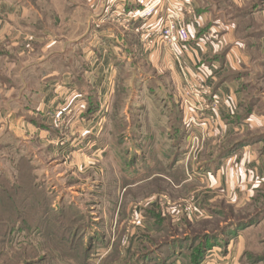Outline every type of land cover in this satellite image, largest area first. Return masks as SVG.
I'll return each mask as SVG.
<instances>
[{
    "label": "rangeland",
    "instance_id": "374dc122",
    "mask_svg": "<svg viewBox=\"0 0 264 264\" xmlns=\"http://www.w3.org/2000/svg\"><path fill=\"white\" fill-rule=\"evenodd\" d=\"M1 1L16 3L28 15L22 25L25 34L0 39V89L30 96L21 106L17 103L25 109L39 102L37 90L45 74L70 71L71 80L87 92V100L85 108L79 106L78 96L64 100L66 136L58 144L66 148L64 158L47 153V143L29 144L19 155L13 148L0 152V264H200L206 251L202 241L162 247L148 262L142 255L170 240L206 234L214 240L201 264L206 260L213 264L209 257L217 249L220 259L232 250L230 264H264V82L255 79L257 69L250 73L243 102V114L259 119L253 127L222 142L210 136L215 113L201 112L194 116L195 125L185 122L184 129L167 126L160 131L154 120L138 122L141 107H152L159 117L165 107L183 109L184 80L167 47L147 51L141 41L136 58L129 57L124 17L112 15L128 10L124 1ZM171 1L186 25V10H195L194 1ZM203 1L204 9L226 7L224 0ZM258 2L253 0L248 8ZM169 11L168 0L163 11L147 21L150 26L138 23L143 34L160 28ZM259 19H248L247 25L259 31L264 16ZM104 26L107 30L100 32ZM115 29L122 40H117ZM120 42L125 46L121 52ZM163 51L168 61L152 63ZM112 53L125 59L112 65L108 58ZM173 64L181 85L176 84ZM99 91L107 95V105L102 113L84 116L91 120L85 122L82 116L89 105L98 104ZM257 96L262 102L254 107L252 99ZM17 104L10 107L17 109ZM55 114L63 115L59 110ZM100 128L101 150L93 145ZM144 135L158 142L146 148ZM193 136L199 139L196 162L186 161L189 144L179 145L184 137ZM253 137L263 140L262 148L242 154L235 180L220 174L218 182L216 174L225 168L224 159L213 164L219 153ZM180 161L182 168L174 166ZM251 161L255 165H249Z\"/></svg>",
    "mask_w": 264,
    "mask_h": 264
},
{
    "label": "crops",
    "instance_id": "0c3cea01",
    "mask_svg": "<svg viewBox=\"0 0 264 264\" xmlns=\"http://www.w3.org/2000/svg\"><path fill=\"white\" fill-rule=\"evenodd\" d=\"M113 1L117 2V0ZM119 1H124L123 4L126 7L125 9H137L143 7L149 0ZM193 1L195 6L194 14L190 15L187 13L188 17L186 18V27L189 31L191 40L184 44L181 52L182 60L190 74H201L213 86L214 100L218 104V108L215 111L214 117L212 116V119L215 120L213 125H209V127L214 129L213 132H210V136L211 138H221L223 140L222 142H225L234 137L237 132H242V130L247 127H253L254 123L259 120L257 116H243L242 108L245 100V89L253 68L257 69V75H254L256 76L255 79L260 77L264 82V28L257 31V29L252 28L253 24H245L248 18H240V20L233 17L231 12L229 13L231 8L248 9V6L253 4V0H228L230 8L227 10H219L218 8L204 9L202 5H200L203 4V0ZM259 3V5H252L250 6L251 8L249 7V12H247L249 18L260 20V16H264V0H260ZM27 12V9L17 6L16 3L9 1L0 3V39L1 37H8L11 34H15L16 36L23 33L25 34L26 32L22 25L28 15ZM241 21L242 23H240ZM149 22H146L145 26H150L148 25ZM141 25L142 24H135L133 28L129 30L124 28L127 30L125 33L130 36L128 37V50L126 49L130 53V58H136V50H138L136 48L141 47V35L144 31V29H141ZM103 30H107V27L104 26L100 28V32H103ZM115 30L116 31H113L117 40H122L120 31L117 29ZM122 44V42L119 43L122 47L118 49L120 52L125 49V46ZM165 51L155 54L152 63L162 59L163 62L168 61V53ZM108 58L109 63L112 65L117 61L125 59V57L122 58L120 53H112ZM104 60L106 61V59ZM171 68L176 71L174 72L177 80L176 84L181 85V78L177 73L176 65L173 64ZM81 73L82 72L79 74ZM71 75L72 73L70 71H56L45 74L43 82L37 90L40 97L39 102L31 106H25V109L20 107L22 105V99L28 100L30 96L26 94L22 95L21 93H18V95H11V93H7L6 90L0 89V152H5L7 149L13 148L14 152L19 155L28 149L29 144L42 146L44 145L43 143H47L46 146H49V148L45 147L48 148L47 153H52L53 151L54 158H57V156L61 158L65 157L66 148H60L58 145L64 140V136H66L63 134V129L65 127L63 126L65 119L63 110L64 100L78 96L79 106L83 104L82 106H84V108V101L87 100V92L81 85L71 80ZM262 95L264 96V93H262ZM58 98L61 100V104L58 102ZM97 99L98 110L96 112L102 113L104 107L107 105V95L104 96L102 92L99 91L97 92ZM261 102L262 100L254 103V107ZM12 103H14V105L18 103L20 106L17 104V109L16 107L11 108L10 105ZM176 107H165L161 110V116L159 117V115H154L155 112L152 107L148 106L145 108L143 106L141 107V111L143 112L140 118H138V122L142 124L144 121L148 124L149 120H154L155 128L157 127L156 129L160 131L167 128V126H179L183 128L185 124V115L181 106L180 108L179 106L178 108ZM58 110L63 114L60 117L61 119L58 114H55ZM105 118L106 117H104V121ZM82 120L85 122L91 121L85 120L84 116H82ZM101 123L102 122H100L99 125ZM101 133L102 129L100 128L98 134L94 135V137L97 136V139L93 138L94 147L100 150L103 147L102 143H104L103 135H100ZM144 136L147 139L146 141H148L147 143L145 142L146 148L158 142H156L155 139L150 140V135ZM184 139L185 137L179 142L180 146L188 143V140L186 139V141ZM50 140L53 142L55 141L58 148H55V145H51ZM253 146L254 147H244L241 150H237L224 159V170H221L223 169L221 168L216 174L218 182H220V174H223L222 176L231 177V180L236 179L235 177L238 175L236 174L237 171L242 169L239 168V158L242 154H248V151L254 152L262 148L261 142ZM98 152L102 153L103 151L97 150V153ZM140 152H144V150ZM236 161L237 166L235 167L233 165L236 164ZM252 163L255 165L254 161L248 164L251 165ZM182 164L181 161L177 162V164L175 163V165L180 168H182ZM248 164L247 162L243 163V167ZM258 173L259 172H257V174ZM252 174L256 173L252 172ZM219 254L220 250L217 249L214 250L209 257L211 259L213 258V264H230L232 250L229 251L224 259H220ZM206 262L207 260L204 264H206Z\"/></svg>",
    "mask_w": 264,
    "mask_h": 264
},
{
    "label": "built area",
    "instance_id": "2783aa9c",
    "mask_svg": "<svg viewBox=\"0 0 264 264\" xmlns=\"http://www.w3.org/2000/svg\"><path fill=\"white\" fill-rule=\"evenodd\" d=\"M166 1L168 0H153L147 6L132 11H121L118 9L113 12V19L124 17V28L129 30L133 25L138 23L147 22L150 17L157 15L163 11ZM171 4V11L167 15L162 16L161 27L153 31V34H142L141 41L145 43L146 50H152L156 46H164L169 49V55L174 58L177 63L184 80L185 94L183 93V110L185 113L186 124L195 125L196 119L194 116L199 115L201 112H213L218 108V104L214 100V92L210 82L206 80L201 74H190L187 68L184 66L182 60V49L184 44L191 40L189 31L185 25L183 17L173 6V1L169 0ZM190 15L194 14L193 10H186ZM194 79V82L191 81ZM190 151L187 154L186 161H198L199 159V139L194 137L188 140ZM63 145V143H62Z\"/></svg>",
    "mask_w": 264,
    "mask_h": 264
},
{
    "label": "trees",
    "instance_id": "16d2710c",
    "mask_svg": "<svg viewBox=\"0 0 264 264\" xmlns=\"http://www.w3.org/2000/svg\"><path fill=\"white\" fill-rule=\"evenodd\" d=\"M1 1V0H0ZM34 1H36V0H34ZM260 1V0H259ZM220 2H221V0H220ZM259 3V2H258ZM223 4H225L226 5V7L224 8V9H228V8H230V6H229V4H228V0H224V2H223ZM259 4H261V3H259ZM258 4V5H259ZM256 5V4H255ZM253 7H255V6H253ZM142 7H140V8H137V9H141ZM251 8V7H250ZM256 8V7H255ZM254 8V9H255ZM248 10V11H247ZM127 11H133V9H128ZM231 15L233 16V17H235V18H237V19H240V18H248V19H251V18H249V15H248V13L247 12H249V8L248 9H237V8H234V9H232L231 8ZM241 20V19H240ZM43 22H46V18L43 20ZM240 23H242V21L240 22ZM245 24L247 25V21L245 22ZM214 92V91H213ZM262 99V98H261ZM258 96L257 97H255L254 99H252V102H253V105H254V103H256L257 101H260L261 100ZM244 107H245V105H243V108H242V115L243 116H245V117H247L246 115H245V113L243 114V112H244ZM98 110V104H96L95 102H94V105H89V107H88V109H86V112H85V114L83 115V116H85V117H87V116H91L94 112H96ZM249 116V115H248ZM175 128H180L179 126H175ZM263 140H261V138L260 137H253V138H248V139H246V140H242V141H236L235 143H233L232 145H230V147H228L227 149H225V150H223L222 152H220L219 153V155H218V157H217V159L216 160H214L213 161V164H217V163H220L223 159H225L227 156H229L230 154H232L233 152H235V151H237V150H239L240 148H244V147H246V146H248V145H252V144H256V143H259V142H262ZM174 166H175V164H174ZM204 166H206V165H204ZM204 166H202V168L204 167ZM213 169V168H212ZM217 171V170H216ZM239 226H243V225H239ZM212 240H214V237L212 236V235H204V236H197V237H186V238H184V239H177V240H170V241H168V242H166L163 246L161 245L160 247H158V248H156L154 251H151L150 253H146V254H143L142 255V259L143 260H145L146 262H148V261H150L151 259H149L150 258V256L151 255H153V254H155V253H158V252H160V249L163 247V248H166V247H170L171 245H174L175 243H177V242H179V243H183V242H196V241H202V243L204 244V245H206V251H204V255H203V258L201 259V263L204 261V259H205V257H206V255H207V250L209 249V247L210 246H212L211 244L209 245L208 243H210V242H212ZM172 256L174 257V255L172 254ZM171 256V257H172ZM177 258H175V259H172V260H174V262H175V260H176ZM169 262H171L170 261V259H169ZM200 263V264H201Z\"/></svg>",
    "mask_w": 264,
    "mask_h": 264
}]
</instances>
